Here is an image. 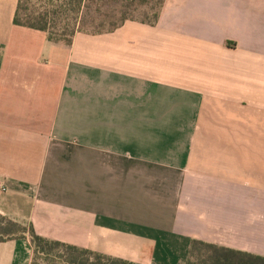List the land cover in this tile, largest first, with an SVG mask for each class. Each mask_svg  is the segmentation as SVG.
<instances>
[{
	"label": "crops",
	"instance_id": "0c3cea01",
	"mask_svg": "<svg viewBox=\"0 0 264 264\" xmlns=\"http://www.w3.org/2000/svg\"><path fill=\"white\" fill-rule=\"evenodd\" d=\"M0 0V214L138 264L194 240L264 256V0H165L154 25L14 24ZM29 238L0 264H32Z\"/></svg>",
	"mask_w": 264,
	"mask_h": 264
},
{
	"label": "trees",
	"instance_id": "16d2710c",
	"mask_svg": "<svg viewBox=\"0 0 264 264\" xmlns=\"http://www.w3.org/2000/svg\"><path fill=\"white\" fill-rule=\"evenodd\" d=\"M40 7L30 0H19L14 24L46 32L51 41L71 44L77 32L102 34L113 32L126 21L156 24L165 0H156L151 19L129 14L149 3L148 0H45ZM39 4V3H38ZM106 4L120 7L121 18L112 21L114 9L102 11ZM73 21V25L70 22ZM65 22L64 26H60ZM67 22V23H66ZM108 23V25H107ZM29 238L33 248L32 264H138L38 235L32 223H21L0 214V242ZM40 260V261H39ZM186 264H264V256L246 253L194 240Z\"/></svg>",
	"mask_w": 264,
	"mask_h": 264
},
{
	"label": "rangeland",
	"instance_id": "374dc122",
	"mask_svg": "<svg viewBox=\"0 0 264 264\" xmlns=\"http://www.w3.org/2000/svg\"><path fill=\"white\" fill-rule=\"evenodd\" d=\"M40 1L41 0H30V6L38 8L40 7ZM47 3V1L42 0ZM149 3L145 6H140L137 10L133 11L130 10L129 14L134 16L135 18L138 19H151L153 13L156 11L155 5H156V0H148ZM39 3V4H38ZM112 10L114 9L115 12L113 13V20L112 21H118L121 18V13H120V7L116 4H106L101 7L102 11H107V10ZM67 23V22H66ZM65 22H61L60 26H64ZM70 25H73V21L70 22ZM108 25V23H107ZM84 33V32H83ZM40 261V260H39Z\"/></svg>",
	"mask_w": 264,
	"mask_h": 264
}]
</instances>
